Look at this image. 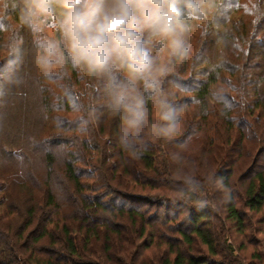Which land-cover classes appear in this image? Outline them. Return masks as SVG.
Segmentation results:
<instances>
[{"label": "trees", "instance_id": "16d2710c", "mask_svg": "<svg viewBox=\"0 0 264 264\" xmlns=\"http://www.w3.org/2000/svg\"><path fill=\"white\" fill-rule=\"evenodd\" d=\"M251 9L250 20L215 14L196 41L187 33L188 57L161 78L181 109L171 138L151 133L148 101L123 145L104 79L64 65L63 107L80 110L67 133L28 152L0 138V264H255L231 239L264 233V0Z\"/></svg>", "mask_w": 264, "mask_h": 264}, {"label": "clouds", "instance_id": "9594fccd", "mask_svg": "<svg viewBox=\"0 0 264 264\" xmlns=\"http://www.w3.org/2000/svg\"><path fill=\"white\" fill-rule=\"evenodd\" d=\"M17 7L19 22L36 38L40 68L70 64L104 79L108 108L122 123L123 145L143 131L148 101L158 113L151 133L166 139L174 135L181 109L169 100L161 78L173 60L188 57L189 22L201 16L203 0H18ZM161 57L167 63L158 64ZM184 183L194 185L195 180L186 177ZM216 185L224 188L223 177H217ZM205 204L201 200L197 209Z\"/></svg>", "mask_w": 264, "mask_h": 264}, {"label": "rangeland", "instance_id": "374dc122", "mask_svg": "<svg viewBox=\"0 0 264 264\" xmlns=\"http://www.w3.org/2000/svg\"><path fill=\"white\" fill-rule=\"evenodd\" d=\"M224 1L203 0L201 16L189 22L191 30L188 33L192 41L197 40L205 24L213 19L215 14L228 17L231 22L241 18L251 19V7L255 0ZM17 4L18 0H0V138L9 149L28 152L44 135L49 137L54 133H67L69 127L65 126L66 123L70 124L76 120L80 110L77 108L68 112L63 107L60 77L64 74V65L45 71L36 64V38L19 22ZM232 8H236V11L227 16L226 11L230 12ZM45 34L50 38H58L59 35L47 31ZM36 152L31 155V163L41 168L40 151ZM62 158V153H59L58 159ZM252 231L250 237L253 242L249 243L244 235L232 230L231 239H234L235 247H239L244 241L247 244L245 249L235 255L245 257L246 263L250 260L255 264H264V233ZM256 252L261 254L262 260H253L252 255Z\"/></svg>", "mask_w": 264, "mask_h": 264}]
</instances>
